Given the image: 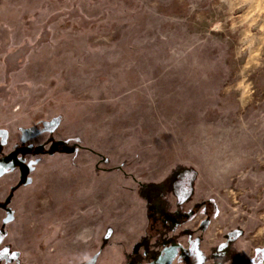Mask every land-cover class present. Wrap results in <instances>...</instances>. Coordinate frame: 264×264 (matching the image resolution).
I'll return each mask as SVG.
<instances>
[{
    "label": "flooded vegetation",
    "instance_id": "flooded-vegetation-1",
    "mask_svg": "<svg viewBox=\"0 0 264 264\" xmlns=\"http://www.w3.org/2000/svg\"><path fill=\"white\" fill-rule=\"evenodd\" d=\"M153 19L0 0V264H264V97Z\"/></svg>",
    "mask_w": 264,
    "mask_h": 264
},
{
    "label": "rangeland",
    "instance_id": "rangeland-1",
    "mask_svg": "<svg viewBox=\"0 0 264 264\" xmlns=\"http://www.w3.org/2000/svg\"><path fill=\"white\" fill-rule=\"evenodd\" d=\"M158 23L185 29L215 28L229 59L223 101L264 97V0H139ZM152 21V20H151Z\"/></svg>",
    "mask_w": 264,
    "mask_h": 264
}]
</instances>
